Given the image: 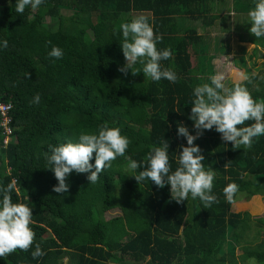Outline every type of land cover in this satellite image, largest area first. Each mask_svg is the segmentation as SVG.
Returning <instances> with one entry per match:
<instances>
[{
	"label": "trees",
	"instance_id": "obj_1",
	"mask_svg": "<svg viewBox=\"0 0 264 264\" xmlns=\"http://www.w3.org/2000/svg\"><path fill=\"white\" fill-rule=\"evenodd\" d=\"M122 1L44 0L36 10L29 5L19 14L16 0H0V42H8L7 48L0 46V102L13 106L8 145L0 118V185L16 181L13 202L32 208L36 233L27 252L0 257V264H245L252 257L264 264V216L252 218L233 207L240 198L264 202V136L253 138L248 150L234 149L215 128L194 141L205 157L202 163L217 172L213 194L219 203L208 209L191 194L177 204L170 185L160 189L147 179L138 184L124 157H117L94 184L87 179L90 173L73 172L68 193L52 191L58 181L45 159L49 146L76 143L81 132L97 133L104 122L121 129L131 141L126 156L145 167L152 146L167 140L172 172L179 166L180 146H187L178 137V124L195 135L189 117L198 78L191 48L202 40L197 26L216 23L212 7L204 3L209 0H187L182 13L180 0H165L162 9L146 16L163 36L157 48L172 49V57L161 63L176 72L175 83L144 77L139 63L127 75L118 70L126 64L120 23L152 10L139 0H127L123 8ZM236 2L237 11L248 13L258 0ZM53 46L63 49L62 59L48 56ZM242 84L254 99H264L259 74ZM37 93L40 103H30ZM233 182L239 191L229 203L223 189ZM113 211L119 215L106 219ZM37 243L47 254L33 259Z\"/></svg>",
	"mask_w": 264,
	"mask_h": 264
},
{
	"label": "clouds",
	"instance_id": "obj_2",
	"mask_svg": "<svg viewBox=\"0 0 264 264\" xmlns=\"http://www.w3.org/2000/svg\"><path fill=\"white\" fill-rule=\"evenodd\" d=\"M43 3L44 0H16V12L23 14L29 5L32 10H36ZM248 16L251 21L250 33L257 38L264 37V0H258L255 7L248 12ZM119 29L122 33L121 49L126 61V64L118 69L121 73L127 75L128 70L139 63L143 66L144 77L152 81L166 79L175 83L178 80L176 72L161 63L172 57V49L157 48L163 36L154 32V26L149 23L146 16L139 15L130 22H121ZM0 46L7 48V40L0 42ZM63 55V49L58 46H53L48 53L50 58L56 60L62 59ZM25 75L29 78L30 74ZM132 75L137 73L132 71ZM209 79L210 84L204 83L194 89L195 99L192 101L194 106L191 108L189 119L193 121L195 135L190 134L187 126L178 124V137H184L187 146L181 145L182 150L175 155L178 157L179 166L174 172L171 171L170 145L167 140L163 138L160 146H152L145 158L148 162L145 167L126 156L131 141L122 134L121 129L109 127L108 123L104 122L99 126L97 133L81 132L76 143L49 146V151L44 153L45 159L50 166L48 169L54 173L58 181L52 191L62 196L68 193L71 185L67 180L73 172L90 173L87 179L90 184H94L117 157H124L128 161L127 169L133 173L131 177L138 184L147 179L160 189L170 185L171 199L177 204L186 201L189 194L192 199L199 198L204 209L210 208L213 203H219L218 197L213 194L217 172L211 166L205 167L202 163L205 157L202 155V149L195 145L194 141L199 139L205 130L215 128V131L221 134L222 141L231 142L234 149H240L241 146L245 150L250 149L253 138L264 136V99H254L242 83H236L233 88L226 87L223 83L224 74L217 73ZM240 79L248 80V77L241 73ZM40 100L41 95L37 93L30 103L39 104ZM7 107L10 109L12 105L9 104ZM247 121L254 123L243 126ZM93 154L94 164L91 163ZM140 168L143 170L138 171ZM15 185V180L7 186L0 185V257L17 250L27 252L36 239V233L31 227L32 208L27 203L13 202L12 192ZM238 191L239 186L236 183H229L223 189L227 202H234ZM46 254L38 243L31 253L33 259L42 258ZM248 264H257L256 258H250Z\"/></svg>",
	"mask_w": 264,
	"mask_h": 264
},
{
	"label": "rangeland",
	"instance_id": "obj_3",
	"mask_svg": "<svg viewBox=\"0 0 264 264\" xmlns=\"http://www.w3.org/2000/svg\"><path fill=\"white\" fill-rule=\"evenodd\" d=\"M243 17H238L237 19H242V24L244 25L241 29L240 34L235 33V30H229V25L232 23L229 21L225 26H218L216 30L210 31L209 34H206L203 40V47L199 50H204L209 46L207 50L201 52H194L192 63L196 68V75L198 80V85L204 83H209V77L211 75L210 69H213L214 75L221 73L225 75V84L228 86L231 83H242L245 80L240 79V74H244L247 77L260 75L261 79L264 78V51L258 52L260 47H264V37L257 38L250 33L251 21L248 14ZM53 20L46 19V24H51ZM236 26H240L236 24ZM222 27V28H221ZM244 28L247 31H244ZM239 36V37H238ZM239 41L242 43H239ZM246 43H253L256 47L253 49V46L246 45ZM197 53V54H196ZM225 57H228L227 59ZM234 59H236V64H240L241 69H238L234 66ZM235 211H247L250 213L252 218L264 216V202L262 198H251L245 199L240 198V200L234 204ZM119 215V212H109L106 219H110ZM254 220V219H253ZM258 226L256 222H252V229L256 230ZM264 235V232H262ZM254 235V233H249V236ZM264 237V236H263ZM264 239V238H263ZM242 254V250L238 249L237 257ZM243 264V263H242ZM248 264V261L245 263Z\"/></svg>",
	"mask_w": 264,
	"mask_h": 264
},
{
	"label": "crops",
	"instance_id": "obj_4",
	"mask_svg": "<svg viewBox=\"0 0 264 264\" xmlns=\"http://www.w3.org/2000/svg\"><path fill=\"white\" fill-rule=\"evenodd\" d=\"M139 1H140L139 5L151 6L152 10H143V12H141L140 14L133 15V18H135L139 15H144V16H147L150 14L153 15L154 11L159 10L160 8L162 9L163 3L166 2L165 0H139ZM128 3L129 2L127 0H124L121 2L120 7L125 8L128 5ZM177 3H179V6H180L179 8H181V13H182V11H187L184 8L188 9V6L190 5V3L187 0H180ZM204 3H209L210 7H212V10H210L209 13H210V15L214 16L216 23L214 26H211L208 28H204L201 25L197 26L198 33L202 38H205L206 34H209L210 31H215V33H217L218 31L216 30V27L217 28H218V26H225L226 27V23H228L229 21L231 23H232V21L234 22L233 23L234 27L232 28V24L229 25V30L234 29L235 33L240 34V32H237V30L242 31L241 29L243 28L244 25L242 24V21H241L242 19H237V16L243 17L244 15H240V14H248V13H242V12L236 10V5H237L236 0H213V1L209 0L208 2H204ZM174 4H176V3H174ZM63 12L66 13V12H68V10H64ZM236 24H238L240 26H236ZM244 31H247V29L244 28ZM179 34L183 35V33H179ZM239 43H241V42L239 41ZM241 45H242V43H241ZM246 45L253 46V49L256 47V45L253 43H246ZM201 47H203V40L199 41L197 43V45L192 47L191 52L192 51L194 53L195 52H201V51L205 52V50H207L209 48V46H208L206 48H203L204 50H201V49L199 50V48H201ZM262 51H264L263 46L260 47L258 52H262Z\"/></svg>",
	"mask_w": 264,
	"mask_h": 264
},
{
	"label": "built area",
	"instance_id": "obj_5",
	"mask_svg": "<svg viewBox=\"0 0 264 264\" xmlns=\"http://www.w3.org/2000/svg\"><path fill=\"white\" fill-rule=\"evenodd\" d=\"M7 105L9 104L0 102V118H1V126L3 128V133L5 136L4 137L5 145L9 144L10 139L13 135V129L11 127L12 118L10 116L13 106L9 109Z\"/></svg>",
	"mask_w": 264,
	"mask_h": 264
}]
</instances>
